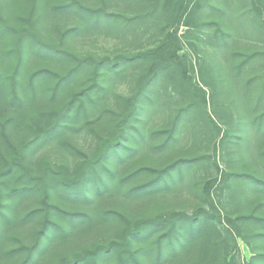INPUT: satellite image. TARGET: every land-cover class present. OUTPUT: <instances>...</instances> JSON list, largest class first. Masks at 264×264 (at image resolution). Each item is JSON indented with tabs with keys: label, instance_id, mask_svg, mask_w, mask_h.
<instances>
[{
	"label": "rangeland",
	"instance_id": "rangeland-1",
	"mask_svg": "<svg viewBox=\"0 0 264 264\" xmlns=\"http://www.w3.org/2000/svg\"><path fill=\"white\" fill-rule=\"evenodd\" d=\"M65 1L42 0L35 12V16L41 15L37 29L48 43H63L78 54L97 57L152 51L170 66V73L158 78L145 101L140 123L145 137H139L132 155L116 165V177L140 165L160 168L182 158H195V162L184 168L179 181L140 197L125 196L126 186L133 183L128 182L123 189L106 192L103 199L90 207L61 203L73 210L119 209L132 218L210 210L215 215L217 239L222 248L205 246L164 264H264L260 255L264 253V225L249 218L264 217V188L241 176L251 173L264 180V0H186L188 9L184 17L168 22L164 15L166 3L174 6L180 0H160L158 19L151 15L145 21L135 20L129 25L116 22L108 27H93L74 14L54 9L53 4ZM85 1L131 19L143 11L141 0ZM31 3V0H0L1 13L12 24H26L31 16ZM80 23L82 26L63 40L62 33ZM44 53L27 55L22 67L24 76L40 68L66 71L68 59ZM156 57L123 64L121 73L109 80L106 97L98 101L97 108L103 111L120 106L116 104L117 96H129L137 87L141 71ZM0 60L4 62L2 67L11 71L14 59L0 50ZM88 78L87 70L80 72L55 100L45 94L52 81L41 80L25 117L10 128L14 141L20 143L34 137L46 124L35 112L59 107ZM180 109L186 111L174 140L159 148L163 138L152 135L153 131H167ZM107 114L104 111L97 122L96 115H91L90 120H94L91 128L84 126L70 131L62 139L36 148L30 152L32 164L45 161L74 169L80 155L64 143L71 142L91 155L98 137L109 129L107 121L111 116ZM39 201L37 196L28 199L20 212ZM41 220L36 217L27 223L18 222L5 230L0 241V264H19L25 258L24 248L16 255L5 252L20 243L31 246ZM121 224L111 218L88 231L76 230L37 251L31 264H57L64 255L72 256L115 237Z\"/></svg>",
	"mask_w": 264,
	"mask_h": 264
},
{
	"label": "trees",
	"instance_id": "trees-1",
	"mask_svg": "<svg viewBox=\"0 0 264 264\" xmlns=\"http://www.w3.org/2000/svg\"><path fill=\"white\" fill-rule=\"evenodd\" d=\"M41 1L31 0V16L26 24L10 23L0 9V43L4 44L0 50L14 59L11 71L3 68L4 62L0 60V241L10 226L18 222H30L36 217L42 218L31 246L20 243L5 253L16 255L23 252L20 250L24 248L25 258L19 264H31L37 251L40 252L58 239L68 237L76 230L88 231L98 222L111 218L122 223L118 235L74 252L72 256L64 255L57 264H164L205 246L222 248L217 239L215 215L210 210L132 218L119 209L98 210L92 207L73 210L61 203H81L90 207L103 199L106 192L123 189L128 182L133 183L126 186L125 196L140 197L156 192L173 181H179L183 177L184 168L191 166L195 158L178 159L160 168L140 165L126 175L116 177V165L132 155L139 137H145L140 125L145 101L158 78L163 73H170V66L152 51L97 57L90 53L78 54L63 43H48L37 29L41 15L35 16V12ZM140 2L143 11L132 19L121 17L114 11H107L85 0H67L53 6L60 12L76 15L82 23L93 27H108L116 22L129 25L135 20L145 21L151 15L154 20L156 17L158 19L160 0ZM187 9L186 0H180L174 6L166 3V22L172 18L179 21ZM81 26L80 23L66 29L62 33L63 40ZM44 52L68 59L66 71L60 73L51 68H40L24 76L22 67L27 55ZM154 56L159 59L156 57L152 64L141 71L136 89L129 96H117L119 100L116 99V104L120 106L116 105V109L114 106L103 108V111L97 108L98 101L106 97L109 80L121 73L123 64L134 60L144 61ZM84 70L89 74L88 80L72 92L66 102L57 108L35 112L44 118L45 127H40L34 137L16 143L10 128L17 120L25 117L30 102L36 97L39 82L44 79L52 81L45 94L50 100H55L73 78ZM199 89L202 91L201 87ZM104 111L108 113L106 116H111L107 121L109 129L106 134L98 137L97 147L91 155L83 153L71 142L64 143L70 151L80 155L74 169L66 165L53 166L45 161L39 165L32 164L30 152L49 141L62 139L70 131L84 126L91 128L90 124L100 120ZM185 111L180 109L175 114L167 131H153L152 135L158 134L163 138L159 148L174 140ZM94 114L95 119L91 121L90 117ZM241 176L247 182L250 180L251 184L264 188V180L254 174ZM36 196L40 200L39 204L20 212L23 203ZM249 218L264 225V217ZM260 255L264 258V253Z\"/></svg>",
	"mask_w": 264,
	"mask_h": 264
}]
</instances>
